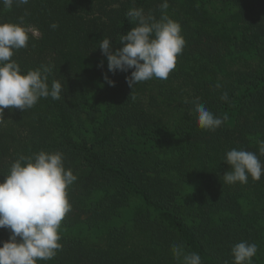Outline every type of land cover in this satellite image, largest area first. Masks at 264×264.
<instances>
[{
  "label": "trees",
  "instance_id": "trees-1",
  "mask_svg": "<svg viewBox=\"0 0 264 264\" xmlns=\"http://www.w3.org/2000/svg\"><path fill=\"white\" fill-rule=\"evenodd\" d=\"M29 0L0 4V23L23 17L27 47L11 57L26 74L51 65L61 99L30 109L5 108L0 122V182L20 155L62 152L77 180L71 210L58 229L62 247L37 264H180L173 244L202 264H233L231 248L256 243L251 264H264V176L227 184L233 148L264 164V0ZM142 8L179 22L186 43L166 80L136 84L108 71L99 45L136 24ZM55 23V29L50 26ZM103 63V67L100 64ZM107 75L115 81L109 86ZM219 83L221 87L216 88ZM227 92L229 100L220 99ZM226 117L201 129L193 100ZM10 231L0 228V247ZM19 239V238H18Z\"/></svg>",
  "mask_w": 264,
  "mask_h": 264
},
{
  "label": "clouds",
  "instance_id": "clouds-1",
  "mask_svg": "<svg viewBox=\"0 0 264 264\" xmlns=\"http://www.w3.org/2000/svg\"><path fill=\"white\" fill-rule=\"evenodd\" d=\"M29 0H0L5 8L13 4H27ZM161 9L168 8L167 0ZM136 26L126 34H120L122 47L113 50L112 40L102 39L99 48L107 57L108 71L127 73L134 69L126 82L130 88L143 81L158 78L166 80L176 67L179 54L185 46L179 22L163 12L160 19L145 15L142 8H130L126 13ZM53 23L50 27L55 29ZM30 27L25 26L23 17L18 23H0V122L4 119L5 108L22 111L32 108L40 98L61 99V81L48 83L51 65H41L25 73L12 60L14 50L27 47ZM103 67V63L100 64ZM104 79L114 87L115 81L107 75ZM219 83L216 88H220ZM220 99L228 102V93ZM197 124L201 129L216 130L226 117L212 113L199 99L193 100ZM259 153L264 155V140L259 141ZM230 170L223 174L227 184L260 180L264 176V164L256 153L244 149L228 151L224 160ZM77 180L71 169L64 165L62 152L41 150L32 155H20L10 166L5 179L0 182V228L10 231L9 240L0 247V264H37L38 260L52 259L62 245L58 229L61 221L71 210L68 187ZM19 238V239H18ZM171 252L180 264H202L197 252H185L179 244L171 246ZM258 252L256 243L241 241L231 248L233 264H251Z\"/></svg>",
  "mask_w": 264,
  "mask_h": 264
},
{
  "label": "rangeland",
  "instance_id": "rangeland-1",
  "mask_svg": "<svg viewBox=\"0 0 264 264\" xmlns=\"http://www.w3.org/2000/svg\"><path fill=\"white\" fill-rule=\"evenodd\" d=\"M30 32H31L33 35H35V36L38 35V34H37L32 28H30Z\"/></svg>",
  "mask_w": 264,
  "mask_h": 264
},
{
  "label": "built area",
  "instance_id": "built-area-1",
  "mask_svg": "<svg viewBox=\"0 0 264 264\" xmlns=\"http://www.w3.org/2000/svg\"><path fill=\"white\" fill-rule=\"evenodd\" d=\"M36 32V31H35ZM37 33V32H36Z\"/></svg>",
  "mask_w": 264,
  "mask_h": 264
}]
</instances>
